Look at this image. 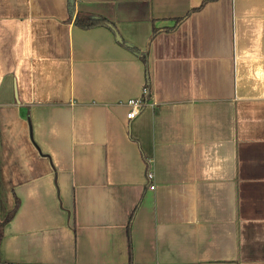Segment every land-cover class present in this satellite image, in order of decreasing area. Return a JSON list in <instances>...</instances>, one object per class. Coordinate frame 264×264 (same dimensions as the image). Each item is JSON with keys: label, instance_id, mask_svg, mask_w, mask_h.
<instances>
[{"label": "crops", "instance_id": "0c3cea01", "mask_svg": "<svg viewBox=\"0 0 264 264\" xmlns=\"http://www.w3.org/2000/svg\"><path fill=\"white\" fill-rule=\"evenodd\" d=\"M16 199L5 264H264V0H0Z\"/></svg>", "mask_w": 264, "mask_h": 264}, {"label": "trees", "instance_id": "16d2710c", "mask_svg": "<svg viewBox=\"0 0 264 264\" xmlns=\"http://www.w3.org/2000/svg\"><path fill=\"white\" fill-rule=\"evenodd\" d=\"M206 1L207 0H204V2H206ZM74 24L81 29L82 28L83 29H92V28H97L99 26H108L113 30V32H115V34H118L115 26H111L112 24H110L106 19H103V18L96 19L93 16H91L90 14H87L84 12H80L77 14V16L74 20ZM154 32L156 33V30ZM119 43L124 45L130 51H132V52L134 51L136 54H138V56H140L141 59H143V61L145 63H147L148 60L146 59V56L144 54H141L139 49H137L134 46L133 47L130 46L128 43H125L122 39ZM146 88L149 92V89H150L149 83L146 85ZM149 95H150V93H149ZM149 95L146 96V101H148L150 99ZM149 169H150V167H149ZM19 207H20V199H16L15 207L7 214L8 216L3 220L0 219V264H5L2 262V259H1V244H2L3 238L5 236L4 228L8 223H10L15 218L16 213L19 210ZM134 214L132 215L131 220H130L127 228H126L127 229L128 246H129V251H130V259L132 258V250H133V246L131 244V232H132L131 223L133 221Z\"/></svg>", "mask_w": 264, "mask_h": 264}, {"label": "built area", "instance_id": "2783aa9c", "mask_svg": "<svg viewBox=\"0 0 264 264\" xmlns=\"http://www.w3.org/2000/svg\"><path fill=\"white\" fill-rule=\"evenodd\" d=\"M144 93H145V98H146V96L149 95L147 88H145ZM127 106H128V107L130 108V110H131V111L128 113L127 118H128V120H134L135 117H137V116L140 114V112L142 111V109H143L145 106H147V102L145 101V99H134V100H130V101H128V102H127ZM148 178H149L150 180L153 179V177H152L151 174L148 175ZM154 188H155V185H154V186H151L150 189H151V190H154Z\"/></svg>", "mask_w": 264, "mask_h": 264}, {"label": "water", "instance_id": "95a60500", "mask_svg": "<svg viewBox=\"0 0 264 264\" xmlns=\"http://www.w3.org/2000/svg\"><path fill=\"white\" fill-rule=\"evenodd\" d=\"M69 3L71 4V6H75V0H69ZM118 41H121V37H117Z\"/></svg>", "mask_w": 264, "mask_h": 264}]
</instances>
